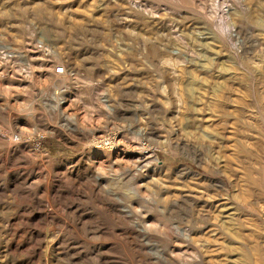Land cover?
<instances>
[{"label": "rangeland", "instance_id": "374dc122", "mask_svg": "<svg viewBox=\"0 0 264 264\" xmlns=\"http://www.w3.org/2000/svg\"><path fill=\"white\" fill-rule=\"evenodd\" d=\"M221 202L264 235V0H0V264H209Z\"/></svg>", "mask_w": 264, "mask_h": 264}, {"label": "bare ground", "instance_id": "6f19581e", "mask_svg": "<svg viewBox=\"0 0 264 264\" xmlns=\"http://www.w3.org/2000/svg\"><path fill=\"white\" fill-rule=\"evenodd\" d=\"M220 186H225L227 191L230 190L228 185L221 184ZM216 207L224 220L217 221L216 227L211 229V238L214 237V240L207 239L203 245L206 253H210L212 257L208 261L209 264H264V235L261 234L258 238L254 233L238 235L231 220L233 213L229 203L221 202ZM243 252H250L244 257L245 260L238 257L239 253L241 255ZM214 256H216L215 259Z\"/></svg>", "mask_w": 264, "mask_h": 264}, {"label": "built area", "instance_id": "2783aa9c", "mask_svg": "<svg viewBox=\"0 0 264 264\" xmlns=\"http://www.w3.org/2000/svg\"><path fill=\"white\" fill-rule=\"evenodd\" d=\"M55 73L57 75H63L66 73V70H65V67L64 66H58L56 69H55Z\"/></svg>", "mask_w": 264, "mask_h": 264}]
</instances>
